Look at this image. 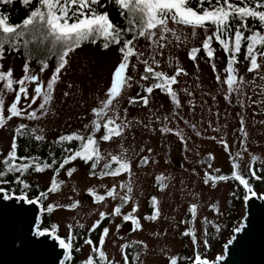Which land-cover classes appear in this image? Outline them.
Wrapping results in <instances>:
<instances>
[{
    "label": "rangeland",
    "instance_id": "rangeland-1",
    "mask_svg": "<svg viewBox=\"0 0 264 264\" xmlns=\"http://www.w3.org/2000/svg\"><path fill=\"white\" fill-rule=\"evenodd\" d=\"M183 35L187 38L185 43L169 44L163 49V55L157 57L160 61L159 70L173 73L177 67H182L189 73L186 77H180L181 83L174 86L182 107L176 109L170 97L157 90L149 98L147 107L129 103L131 98L139 99L137 93L147 95L140 88L141 84L148 83L139 80L143 65L133 57L135 68L130 65L128 72L133 77L132 87L126 89L115 105V111L109 113L115 115L119 112L121 120L118 122L129 126L124 129L121 137H114L109 142L98 140L104 157L98 170L111 156L123 154L130 162L131 173L100 178L89 174V166L76 162L73 175L69 177L62 172L59 179L63 180V185L58 192L47 198L48 204L60 206L51 213L60 232L68 235L72 229H77L80 233L88 234L97 247L103 238V251L109 264H124V254L128 255L130 264H169L171 256L179 252L191 256L196 250L202 258L209 261L224 255L225 243L231 236L230 221L235 215L243 217L245 206L244 201L239 202L238 191L232 189L229 182H220L214 187L211 185L212 181L205 184L206 174L212 176L217 169L219 172L229 171L230 166L237 163L240 174L251 177L261 185L258 197L264 196V103L261 102L264 101V95L261 94L264 80L260 79L264 76V70L249 73L238 56L240 62L235 67L239 74L249 81L255 77V82L247 86L244 95L239 97L244 104L241 107L235 94L230 100L225 99L226 86L216 80L217 74L221 79L226 75L224 69L227 57L216 50L214 61H208L203 54H198L197 60L193 61L189 59L190 50L201 45L205 34L198 32L196 37H191L190 30L183 29ZM213 47L215 48L214 45ZM136 48L144 53L141 59L151 54L150 45L143 39L136 44ZM120 60L121 53L117 46L105 50L87 44L76 49L60 74L53 100L47 106L48 113L36 121L24 118L6 120L5 126L0 127V156L6 157L11 150L14 134L21 124L27 126L25 134L16 135L15 138H24L27 142L26 149H32L36 153L53 151L55 139L61 133L79 132L85 136L94 134L99 138L101 133H95L92 124L95 119L92 109L99 107L100 102L105 99L112 73ZM26 61L23 56L10 53L1 60V65L2 69H11L13 76L19 79L24 75ZM27 62L31 72L40 75L41 81L46 83L53 75L54 69L41 72ZM213 62L216 72L211 66ZM32 87L29 86L30 94ZM184 89L193 95L189 96ZM65 92L69 95L64 96ZM3 99L4 115L7 117V107L13 102L14 93L4 95ZM251 101L257 103L253 104ZM29 102L22 98L24 106ZM40 102L42 101L38 100L32 107L38 108ZM241 120L244 121V132L247 133L246 140L244 132L240 131ZM165 126L173 131L161 132L160 129ZM33 128L42 130L36 134L43 135V141L35 139L30 131ZM221 141L227 143V150ZM177 148L183 152L180 169L169 161L167 155L168 151ZM250 169L258 170L257 175L262 179L252 177ZM159 177L164 179L160 180ZM28 179L46 187L51 182V174L49 171L29 174ZM126 184H130L133 191L129 194L130 201L122 205L120 197L126 193V188L120 185ZM113 187L117 189L115 198L94 201L95 195L103 194ZM232 190L235 194L230 202ZM153 197L157 200L155 206L151 202ZM74 203L77 207L72 208ZM193 204L197 209L195 219L192 218L190 234L184 235L187 232L185 217ZM65 205L69 207L64 208ZM121 205V215H112L114 207ZM157 209L160 212L157 220L145 218L153 215ZM101 212L106 214L102 221ZM126 214L138 219L141 228L137 229L131 221H124L123 215ZM98 221L99 227L92 230ZM105 228L108 229V235L102 237ZM192 234L196 237L195 246ZM124 245L128 247H122ZM76 247L79 248V258H95L98 254L92 251V245L86 243ZM137 255L138 260L135 259Z\"/></svg>",
    "mask_w": 264,
    "mask_h": 264
},
{
    "label": "snow or ice",
    "instance_id": "snow-or-ice-1",
    "mask_svg": "<svg viewBox=\"0 0 264 264\" xmlns=\"http://www.w3.org/2000/svg\"><path fill=\"white\" fill-rule=\"evenodd\" d=\"M25 6L34 3L29 11V15L23 19L21 23L12 24L7 15L0 12V60L5 58V54L9 51L19 52L21 49H31L33 52L46 51L57 57L58 63L53 71V75L45 83L41 81L39 74L31 72L29 63L26 61L24 65V75L18 80L14 78L13 71L9 69L7 72L2 70L0 65V127L5 126L6 120L10 121L13 118H24L27 120L36 121L49 111L48 105L53 100L56 85L59 81L60 74L69 63L70 55L76 49L82 47L84 43L96 44L102 41V48L108 49L110 46H118L121 53V60L112 73L110 87L105 93V99L100 102V106L93 108L92 113L95 119L92 121L94 132L101 133L99 140L104 142L111 141L114 137H121L124 134V129L129 125L127 123L118 122L121 120L119 112L115 115H110V112L115 111V105L119 103L126 89L132 87L133 77L128 74L129 66L135 68L132 63V58L135 57L140 64L143 65L142 73L139 80L148 82L141 84L140 88L147 95L137 93V98H131L130 104H142L144 107L149 105V98L154 90H159L161 93L170 97V100L175 104L176 109L182 107L181 101L178 98V91L174 86L181 83L180 77H186L189 73L182 67H177L173 74H168L160 69V61L158 56L163 55V49L169 44H183L186 37L183 35V29L190 30V36L196 37L198 32H203L205 38L201 42L200 47H192L189 53V59L196 61L198 54L203 51L208 61H214L215 52L217 49L213 47V43L219 45L227 56L226 73L224 79H221L219 74L216 75V80L222 86H226V100H230L235 94L237 102L241 107L244 106L239 97L244 95L247 86L255 82V77L251 81L247 80L243 75H240L235 67L238 56L241 54L242 46L244 47V61L247 62V71L249 73H259L264 70V0H21ZM12 0H0V4H10ZM108 4H114L118 7L119 14L127 21V25H118L110 19L108 11H102ZM195 5V7L193 6ZM251 21V23H250ZM176 25L179 27H171ZM171 37V39L169 38ZM143 39L148 42L151 47L149 57L141 59L144 53L138 51L136 44ZM45 45L44 49L40 46ZM47 59V57H45ZM213 71L216 72V65L211 64ZM48 64L42 62L40 71L47 70ZM260 79L264 80V76ZM32 85L31 94L29 86ZM189 96L193 95L184 89ZM8 93H14L13 102L7 107L8 115L5 117L4 108L5 100L3 96ZM261 94L264 95V86H262ZM69 93L65 92L64 96ZM24 101H30L27 106L22 104ZM250 99V98H249ZM40 100L38 108H33ZM253 104L257 101H251ZM264 103V101H261ZM191 103V102H189ZM194 107V105H193ZM29 109H32L29 111ZM126 111V109H125ZM38 112L40 113L38 115ZM180 115L179 112L176 113ZM167 120V117L164 118ZM240 131L244 132V121L241 120ZM264 123V121H262ZM87 128V125L85 126ZM192 127H195L192 125ZM26 125L21 124L14 134L11 150L7 157L0 160V181L10 173H19L21 175L28 173L29 170L35 172H43L47 169H53L54 175L49 191L55 192L57 180L60 170L66 165L77 159L90 163L92 171L90 175H96V169L101 165L104 157L101 155L98 139L94 134L87 136L81 135L79 132L62 135L58 138V142L71 144L79 142L78 148L73 150L72 147L63 149L67 153L58 168L53 166L57 164L55 159L52 163L40 161L37 158H26L17 155L16 135H24ZM163 133H170L173 130L167 126L160 129ZM37 141H43L44 136L36 134L38 130L33 128L30 130ZM91 131V130H90ZM199 135V133H197ZM247 133L244 132L246 140ZM225 150L228 149L226 142L221 141ZM243 144V140H242ZM239 153H237V156ZM145 163L147 160L145 159ZM115 165V166H113ZM211 167V165H209ZM237 163H233V168H238ZM76 171L75 168L67 170L66 175L71 177ZM219 172V170H216ZM251 175L255 179H262L257 175L258 170H251ZM131 173V165L127 158L122 154L120 156L113 155L110 160L103 163L101 177H119L122 174ZM232 178L246 190L245 203L252 198L257 197V193L253 190L252 185L238 171L232 173ZM158 179L163 180V177ZM228 176H210L206 174L205 184L212 181V186H215L216 181H227ZM23 183V181H19ZM25 189L29 188L27 183H23ZM126 188V193L120 197L122 205L128 203L131 199L130 193L133 188L130 184L120 185ZM0 194H3L5 200L26 201L30 205L37 203V200L28 198L26 195L13 196L4 188H0ZM92 193H90L91 195ZM47 192L40 193L42 198H46ZM109 198L117 196V189L113 187L106 192ZM264 198V196L260 197ZM105 200L104 195H95V201L102 202ZM152 204L155 206L157 200L152 198ZM122 205L114 207L112 215L120 216L122 213ZM72 208L77 207V204L71 205ZM196 205L191 206L193 220L196 214ZM48 211H52V207H48ZM136 209H133L135 212ZM160 216L159 209L149 217H145L151 221H155ZM106 218L104 212L100 213V220ZM124 221H131L137 229L141 225L135 217L130 214L123 215ZM100 221L96 222L92 230L99 227ZM119 227V226H118ZM55 231V229H53ZM243 231V227L236 229V233ZM190 233L185 232L184 235ZM34 235L37 237L52 236V232L47 229L41 230L36 228ZM108 235V229H103L102 237ZM58 240L59 246L65 250L67 258L70 260L73 251L72 236L69 235L67 242L65 239ZM236 236L228 244L235 242ZM194 246L196 245V237L192 234ZM85 243L92 245V251L98 253V260L90 256L85 264H109L103 245V238L99 241V247L93 244L91 239H86ZM142 243V242H140ZM206 246V244H205ZM127 248V245L122 246ZM228 245L225 246L227 248ZM79 251V248L76 249ZM124 264H130L127 254L123 255ZM139 259V255L135 257ZM188 264H220L224 259L223 255L217 256L214 261H209L202 258L198 250L194 251L193 258H185ZM170 264H177V259L172 258Z\"/></svg>",
    "mask_w": 264,
    "mask_h": 264
},
{
    "label": "trees",
    "instance_id": "trees-1",
    "mask_svg": "<svg viewBox=\"0 0 264 264\" xmlns=\"http://www.w3.org/2000/svg\"><path fill=\"white\" fill-rule=\"evenodd\" d=\"M103 2L106 3V0H103ZM236 2L238 3L239 0H236ZM34 3H30L29 5L25 6V4H23L21 2V0H12V3L10 4H0V12L4 13L5 15H7L10 19V23L12 24H18L21 23L23 21V19H25L28 15H29V11L32 7H34ZM195 7V5H193ZM102 11H108L109 15H110V19L120 25H127V21L124 20V18L119 14L118 11V7L115 6L114 4H108V6L105 9H102ZM251 23V21H250ZM87 44H92V43H84L82 46L87 45ZM99 48H102V41L101 42H97L96 44H93ZM213 45L215 46V49H217V51L222 52L223 56L227 57L225 55V53L219 49V45L217 43H213ZM115 46V45H113ZM201 46V45H200ZM198 46V47H200ZM111 47V46H110ZM118 47V46H117ZM41 49L45 48V45H41L40 46ZM103 49V48H102ZM244 47L242 46V50H241V54L239 55V58H241V60L245 63L246 66L247 62L244 61ZM10 53H14V54H18L23 56L27 61H29L30 63H32L37 69L40 70V66L42 62H46L48 64V68L45 71H48L50 69H55L58 60L57 57L52 55L50 52H46V51H36L33 52L31 49V46L29 47V49L25 50V49H21V51L16 52V51H9L5 54L8 55ZM199 54H203V51H201V53ZM45 57H47V59H45ZM0 65H1V60H0ZM4 72H7V70L2 69ZM174 73V72H173ZM173 73H168V74H173ZM15 79H17L16 77H14ZM18 80V79H17ZM159 91V90H157ZM143 93H145L144 91H142ZM74 132H70V133H61L60 135H58L55 139V149L53 151H48V152H42V153H36L35 151H33L32 149H26L27 148V142L24 138H16V142H17V155L20 157H26V158H37L40 161L43 162H47V163H52V160L55 159L57 161V164L54 165V168H58L59 163L63 161L65 155H67L66 152L63 151L64 148L66 147H72L73 150H75L76 148H78L79 142H72L71 144H68L67 142H65L64 144H61L58 142V138L62 135H66V134H71ZM99 140V138H97ZM26 149V150H25ZM7 157V156H6ZM5 157H1L0 156V160H2ZM110 160V159H109ZM108 160V161H109ZM76 162H81L87 166H89L90 171L91 169V165L90 163H85L79 159H77L76 161L71 162L70 164L66 165L64 169L60 170L59 172V176L60 174L63 172L66 175V172L68 169L70 168H75L76 167ZM115 166V165H113ZM49 171L51 174V182L48 186L46 187H42L40 185H38L35 182H32L28 179V175L29 174H39V173H43ZM89 171V174H90ZM96 171V175H92V176H97L100 177V172L102 171V166L101 168ZM234 171H237V168H233V164L230 166L229 171H223V172H214L211 175L212 176H219V175H225L228 176L229 179L227 181H216L215 184L220 183V182H229L231 184L232 189L237 190V199L239 200V202H243L244 198H245V192L246 190L243 188V186L239 183V181L235 180L232 178V173ZM43 172H35L32 170H29L28 173H25L23 175L19 174V173H10L7 174L3 181H0V188H4L7 192H9L10 194H14V195H26L28 198L31 199H35L39 202L41 208H42V213L40 216V221H39V225L38 227L41 230L47 229L48 231H52L56 236H58L60 239H65V241L67 242V238L69 237V235L72 236V242H73V251H72V256L71 259L69 260L67 258V255L64 259V264H85V262L87 261V259L89 257L86 258H79L78 257V253L76 251L77 249V245L78 244H84L86 239H91L90 236L88 234L85 233H80V231H76L77 229H72L68 235H64L60 232V230L58 229L57 225L53 222L52 218H51V213L54 212L56 209L60 208L59 205H54V204H48L47 203V198L58 192L59 189L61 188V186L63 185V180L59 179V176L57 177L58 183L57 184V189L55 192H51L49 191L50 187H51V183H52V179H53V175H54V171L53 169H47ZM242 175V174H241ZM243 176V175H242ZM109 177V176H107ZM245 179H247L249 181V183L252 185L253 190L257 193L258 189L261 185L255 183L253 181V179L249 176H243ZM23 181V183H27L29 185V188L25 189L23 187V183H19V181ZM212 185V183H211ZM42 192H47L48 195L46 198H42L40 196V193ZM232 195L229 198L230 202L233 199V195L235 194L234 191H231ZM100 195H104L105 199L107 198L106 196V192ZM94 201H95V197H94ZM97 202V201H96ZM51 206L52 207V211L49 212L48 211V207ZM69 207V205H65L64 208ZM192 218H193V214L191 213V211H188V213L186 214L185 217V224L187 227V232L189 233L191 231V224H192ZM242 217L241 216H237L235 215V217H233V219L230 221L229 224V232L231 234V236L233 235L235 229L239 226V224L241 223ZM53 229H55V231H53ZM88 235V236H87ZM231 236L229 238H231ZM229 240V239H228ZM227 240V241H228ZM226 241V243H227ZM225 243V245H226ZM194 254H192L191 256L186 255L185 252H179L177 254H175L174 256H171L169 258V264L172 258H176L177 259V264H188V260L185 258H193ZM95 260H98V254L95 257ZM95 260H94V264H95Z\"/></svg>",
    "mask_w": 264,
    "mask_h": 264
},
{
    "label": "water",
    "instance_id": "water-1",
    "mask_svg": "<svg viewBox=\"0 0 264 264\" xmlns=\"http://www.w3.org/2000/svg\"><path fill=\"white\" fill-rule=\"evenodd\" d=\"M169 161L182 167L183 152H167ZM19 196V195H13ZM245 215L233 233L235 242L226 243L224 259L220 264H264V198H252L245 203ZM41 208L15 199L5 200L0 194V264H64L66 252L59 246L56 236L37 237ZM51 232V231H49ZM225 245V246H226Z\"/></svg>",
    "mask_w": 264,
    "mask_h": 264
}]
</instances>
